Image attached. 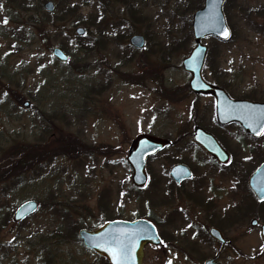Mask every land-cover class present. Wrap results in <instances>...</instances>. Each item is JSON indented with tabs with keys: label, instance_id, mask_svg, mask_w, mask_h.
<instances>
[{
	"label": "rangeland",
	"instance_id": "obj_1",
	"mask_svg": "<svg viewBox=\"0 0 264 264\" xmlns=\"http://www.w3.org/2000/svg\"><path fill=\"white\" fill-rule=\"evenodd\" d=\"M21 1L29 12L0 0V264H108L82 245L78 231L116 217L145 216L152 218L160 242L143 246L141 264H202L207 258L264 264L258 229L264 204L242 200L243 218L233 224L227 216V244L220 248L195 235L209 220L184 201L185 192H177L166 174L176 160L195 169L212 166L192 144L191 133L198 124L214 129L213 108L210 99L188 90L189 75L181 68L193 46L191 15L202 0H50V14L57 17L65 2L78 9L47 23L42 37L16 51L6 31L30 24L48 0ZM223 10L231 38L202 40L208 47L203 76L234 99L263 102L264 0H224ZM79 26L82 35L75 33ZM134 34L144 37L142 48L129 45ZM101 36L90 52L79 47V40ZM53 47L68 61L55 59ZM139 133L172 144L149 161V185L137 191L125 156ZM226 133L218 137L231 153L228 175H236L238 166L250 172L264 161V136ZM224 183L227 190L230 183ZM26 200L35 201L36 210L13 221L15 208ZM232 202L229 196L222 205ZM208 213L218 221V211ZM252 217L257 226L250 225Z\"/></svg>",
	"mask_w": 264,
	"mask_h": 264
},
{
	"label": "water",
	"instance_id": "obj_2",
	"mask_svg": "<svg viewBox=\"0 0 264 264\" xmlns=\"http://www.w3.org/2000/svg\"><path fill=\"white\" fill-rule=\"evenodd\" d=\"M223 2L224 0H203L202 6L192 13L191 33L194 46L187 56L181 60V67L190 75L188 86L192 92L213 96L216 118L220 124L236 122L252 137L258 138L262 134L258 135L257 131L264 125V102L231 99L224 89L206 82L202 76L207 46L201 42V39L213 36L216 39L226 41L231 36V31L223 12ZM43 8L47 12H52L54 4L52 1H47L43 4ZM224 29H227L228 32L226 37L223 34ZM75 33L82 35L84 29L77 27ZM129 44L134 48H142L144 39L141 35L135 34L129 38ZM51 53L62 62L68 59L67 55L58 47H54ZM24 105H27V103H24ZM193 138L220 162L226 163L228 161V155L215 139L202 129L195 128ZM168 144V140L149 134H138L131 141L126 161L132 169L131 179L136 187H142L146 183V158L154 155ZM169 173L176 182L190 176L187 167L181 164L174 165ZM248 183L259 198H264V162L250 175ZM35 209L36 203L34 201H25L17 207L12 219L13 221H20L32 214ZM251 224H256V220L253 219ZM209 233L213 238L224 243L218 230L211 228ZM260 235L264 239V225L260 227ZM78 236L86 248L92 249L99 254H106L105 249L116 247L115 238L122 239L127 249L126 255L123 257V264H141L143 246L148 241L152 243L157 241L153 225L146 220L106 222L93 231L80 230ZM97 245L100 246L97 247ZM109 252L112 254L111 251ZM109 261L110 264H116L113 257L112 259L109 258ZM203 264L215 263L212 259H209Z\"/></svg>",
	"mask_w": 264,
	"mask_h": 264
},
{
	"label": "flooded vegetation",
	"instance_id": "obj_3",
	"mask_svg": "<svg viewBox=\"0 0 264 264\" xmlns=\"http://www.w3.org/2000/svg\"><path fill=\"white\" fill-rule=\"evenodd\" d=\"M204 97H207L208 99H210V103L212 105L213 108V115H214V119H212V125L214 127V129L209 128L208 126H203V125H195L193 127L192 133H191V142L192 144L199 148L209 159V161L212 163V166L209 168H192L190 167L188 164L186 165V167L189 169L190 171V177L187 179H184L181 182H176L173 177L170 176L169 174V170L170 168H168L166 174L167 177L169 179V181L172 183L173 188L179 192V191H183L185 192L184 194V201H188L190 204H192L193 206H197L199 212L201 213V215L203 216V218H205L207 220L210 221H206L207 224L209 225L207 228L203 227L201 228V226H199V228H195V235H200L202 237H206L209 240H212L215 243H218L220 248L224 247L227 243L224 242L222 244H220L217 240H215L214 238H212L210 236V229L214 228L216 230L219 231L221 237L225 240V236L223 235V232H225V229L223 227L224 223H226L227 221V216H229L230 221L233 222V224H236L238 221H240L243 218V212L240 213L241 210V202L242 200H245V198H249V200H253L255 204H264V201H259L257 198V195L254 193V191L249 187L248 184V178L249 175L252 173L253 170H251L250 172L246 171V168L243 167H239L238 169L235 167L234 169H236V171L230 170L235 172L233 174H240L241 177H237L236 175L232 176L228 175L229 173H227L229 171L230 168L229 167L232 163V157H231V153L230 151L227 149L226 146H224V144L222 143V140L219 139L218 137V132H221L222 135L226 136L225 134H227L226 132H228V130L232 129L235 131H238V133H241L245 138H249L251 139V137L246 134L241 127L236 124V123H231V124H219L215 118V103H214V99L213 96L211 95H204ZM196 127H201L204 131H206L207 133H210L211 135H213L216 140L218 141V143L222 146V148L228 153V155L230 156V160H229V164H223V163H219L217 160H215L214 157H212L211 155H209L202 147H200L199 145H197L195 142H193V132H194V128ZM231 133V132H229ZM237 133V134H238ZM228 135V134H227ZM262 138V137H261ZM256 140V139H255ZM171 142L169 146H166L164 150H166L168 147L171 146ZM184 161H178L176 160L175 163H173L174 165L177 163H182ZM238 170V172H237ZM238 173V174H237ZM241 178L242 183H238L237 179ZM229 182V187L227 190H225L224 188V182ZM215 187V188H214ZM228 195V196H227ZM229 196L232 198L233 202L231 203V205H229V207H225L224 205H222V202ZM240 196L242 197L240 199ZM223 198H225L223 200ZM251 198V199H250ZM219 205H221V208L219 207ZM244 205H247L246 202ZM214 208V210L218 211V221L217 222H213L209 217V213L208 211L210 209ZM181 211V208H180ZM181 213H183L181 211ZM252 213L248 214L251 215ZM239 216V217H238ZM252 216V215H251ZM192 219V218H191ZM256 219L258 221V219L256 217H252L251 218ZM250 219V221H251ZM249 221V223H250ZM223 224V225H222ZM258 225V224H257ZM256 225V226H257ZM194 233V231H193Z\"/></svg>",
	"mask_w": 264,
	"mask_h": 264
},
{
	"label": "trees",
	"instance_id": "obj_4",
	"mask_svg": "<svg viewBox=\"0 0 264 264\" xmlns=\"http://www.w3.org/2000/svg\"><path fill=\"white\" fill-rule=\"evenodd\" d=\"M11 4H14L16 6H18L19 9L21 10H24L26 12H29L31 9V7L26 4L25 2H22L21 0H8ZM102 3L103 0H100ZM104 1H107V2H110L112 0H104ZM113 1H119V0H113ZM63 8H65L66 10H63ZM61 10H60V16L57 17L56 14H49V13H46V12H42V13H39V14H33L31 17H30V24L28 25H22V24H19L17 25L16 27L14 28H11L9 29L8 31L6 32H10L8 33L7 35H9V37L12 38L13 42H14V47L16 49V51H19L21 49V45H30L32 40L37 37V36H41L42 37V34H44L45 30H46V24L47 23H50V25H54L57 21L61 20L63 17L61 15H64V14H68V13H71L75 10L78 9V5H70V4H67L65 2L64 4V7H63ZM42 10V8H41ZM40 17V18H39ZM46 21V22H45ZM121 37L122 35L120 36V40H121ZM104 36H101V39H93L91 41H86L84 43H81L83 42V39L79 40L80 41V44H79V47H83L86 52H90L92 50V48H96L99 44H101V40H103ZM15 49H13L15 51ZM0 72H2V70L0 69ZM54 141V140H52ZM50 141V142H52ZM64 142V145L69 143V141H62V143ZM52 145H56L54 142L51 143V145L49 147H51ZM63 145V144H61ZM56 148H59V146H55ZM52 149V148H50ZM25 150L27 152H31V148H23V152H25ZM19 174V173H18ZM17 174V175H18Z\"/></svg>",
	"mask_w": 264,
	"mask_h": 264
},
{
	"label": "snow or ice",
	"instance_id": "obj_5",
	"mask_svg": "<svg viewBox=\"0 0 264 264\" xmlns=\"http://www.w3.org/2000/svg\"><path fill=\"white\" fill-rule=\"evenodd\" d=\"M4 23H7V20H4ZM223 34L225 35V37L228 35L227 29H224ZM257 134H264V125H262L260 127V129L257 131ZM114 243L116 245V247L108 249L109 251L112 252L113 258L116 261V264H123V257L126 255V247L123 244V240L120 238H115L114 239ZM100 245H97V247H99Z\"/></svg>",
	"mask_w": 264,
	"mask_h": 264
}]
</instances>
